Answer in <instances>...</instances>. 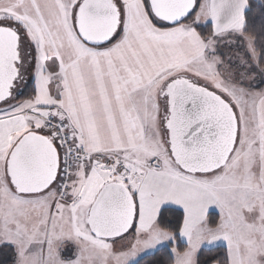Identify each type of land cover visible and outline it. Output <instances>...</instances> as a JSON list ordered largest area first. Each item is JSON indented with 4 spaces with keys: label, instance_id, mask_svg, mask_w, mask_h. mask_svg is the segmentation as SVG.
<instances>
[{
    "label": "snow or ice",
    "instance_id": "1",
    "mask_svg": "<svg viewBox=\"0 0 264 264\" xmlns=\"http://www.w3.org/2000/svg\"><path fill=\"white\" fill-rule=\"evenodd\" d=\"M161 252L264 264V0H0V264Z\"/></svg>",
    "mask_w": 264,
    "mask_h": 264
},
{
    "label": "trees",
    "instance_id": "2",
    "mask_svg": "<svg viewBox=\"0 0 264 264\" xmlns=\"http://www.w3.org/2000/svg\"><path fill=\"white\" fill-rule=\"evenodd\" d=\"M256 5V10H258L260 5V0H253ZM156 261H163V264H168L167 255L163 252L157 253L155 256L149 255L142 261V264H155Z\"/></svg>",
    "mask_w": 264,
    "mask_h": 264
}]
</instances>
